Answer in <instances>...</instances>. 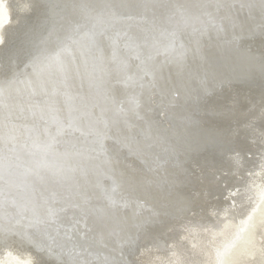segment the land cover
Returning <instances> with one entry per match:
<instances>
[{"label":"bare ground","instance_id":"bare-ground-1","mask_svg":"<svg viewBox=\"0 0 264 264\" xmlns=\"http://www.w3.org/2000/svg\"><path fill=\"white\" fill-rule=\"evenodd\" d=\"M258 227L264 0H0V264H244Z\"/></svg>","mask_w":264,"mask_h":264},{"label":"rangeland","instance_id":"rangeland-1","mask_svg":"<svg viewBox=\"0 0 264 264\" xmlns=\"http://www.w3.org/2000/svg\"><path fill=\"white\" fill-rule=\"evenodd\" d=\"M255 232L257 236V244L255 245V249L257 251V258L251 257V259L247 260L244 264H264V232L260 229V227H258ZM253 258L256 259V261L257 259H260L261 263L254 261Z\"/></svg>","mask_w":264,"mask_h":264},{"label":"water","instance_id":"water-1","mask_svg":"<svg viewBox=\"0 0 264 264\" xmlns=\"http://www.w3.org/2000/svg\"><path fill=\"white\" fill-rule=\"evenodd\" d=\"M254 258H257V257H256V256H254ZM254 258H253V260H254V261H256V259H254Z\"/></svg>","mask_w":264,"mask_h":264}]
</instances>
